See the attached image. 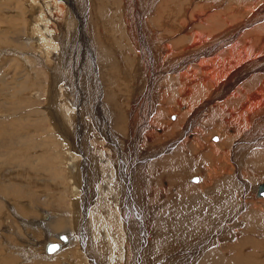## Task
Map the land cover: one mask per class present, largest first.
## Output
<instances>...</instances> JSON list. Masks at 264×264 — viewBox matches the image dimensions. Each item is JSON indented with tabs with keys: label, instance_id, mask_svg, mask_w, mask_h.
<instances>
[{
	"label": "bare ground",
	"instance_id": "bare-ground-1",
	"mask_svg": "<svg viewBox=\"0 0 264 264\" xmlns=\"http://www.w3.org/2000/svg\"><path fill=\"white\" fill-rule=\"evenodd\" d=\"M106 1L107 10L102 12L104 14H99L102 1L93 5V0H24L27 13L24 11V13L22 12L24 15L20 14L22 19H16L15 22L11 21V16L10 19L7 18L8 31L12 27L14 31L19 30L18 27L22 26L23 33L20 32L19 34L22 35L17 36V32L14 33L12 30L14 35H10L12 37L10 40H17L18 44L14 45L13 42L11 45V41L5 42L4 39V42L0 41V57L6 59L8 55H12L10 58L15 59V62L27 65V68L25 67L27 72L31 68V76L35 79H30V83H24L21 87L23 90H33L35 93L36 89H41V83H45L47 95L44 111L51 118L49 121L53 126L52 134L57 137L59 144L57 146L62 152L60 157L65 174L63 176L67 178L68 182L66 186L63 185L65 187L61 190L64 198L59 197L42 204V207L50 209L51 213L55 214L45 228L47 230L45 233L49 232L51 236L43 240L46 257L38 256V253L34 251L39 247L31 246L38 243L37 238L32 236V239L29 238V241H25L28 243L29 250L27 248L25 251H21L24 252L22 260L35 261L38 257L42 261L54 260L53 257L56 255V258L59 255L63 264H150L151 260L147 257L143 259V256L149 253L152 260L153 258L157 259L155 264H264V241L262 240L264 238V210L261 211V208L264 209V196L256 195L259 187L264 183V55L258 56L261 55L260 53H264V46L258 45L254 49L246 48L259 36L257 33L262 30V24L260 23L261 27L248 29L250 31L244 30L243 33L241 31L242 34L240 33L241 35L238 36V41L233 42L236 38L231 37L237 34L238 29H234L235 27H230L228 30L226 27L222 28L225 24L226 26L229 24L226 23L229 17L225 14V22L222 19L219 20L223 11L218 12L220 9H217L215 5L218 0H207L213 4L215 2L217 12L213 10L208 14L203 13L207 14L203 17L200 15L202 13L196 11L202 17L200 20L194 11H192L194 12L191 14L192 17L189 14V17L185 16L186 14L184 18L180 16L184 21L180 29L177 28L180 33L181 31L184 33L180 37L176 28H172L174 21L179 18L173 19L171 16L172 20L170 13L166 11L165 13L169 14H162L158 10L160 8H154V11L148 13L154 0H143L144 2L138 0ZM190 1L192 2V0ZM222 1L220 0V2ZM248 1H235L234 4L229 5V7L234 5L231 12L235 10L241 12V15H236L237 18L231 15L229 22L233 20L236 22L242 19L244 14L245 16L250 14L252 8L246 4ZM249 2L253 7L254 0ZM166 5V9L170 11L168 3ZM166 5L163 4L162 7ZM261 6H264V2ZM109 7L112 8L109 9ZM23 8L25 7L23 6ZM192 10L194 9L192 8ZM146 13L145 21H142L143 14L145 16ZM174 13L172 12V14ZM24 16L26 17L25 21ZM248 17L250 18V16H246V18ZM260 17L261 15H258L256 18ZM181 18L180 20H182ZM193 18L198 21L194 22ZM248 19L240 23L243 21L241 20L239 27L249 25L251 21ZM18 22H21V25ZM143 25L148 28L149 33ZM262 31L264 34V28ZM110 32L113 39L107 37L106 33ZM261 34L260 37L263 35ZM243 36L244 42L240 43ZM5 39H8V35ZM122 41L123 43H120ZM153 42H156L154 47L152 46ZM227 42L231 44H227ZM112 52L117 54L115 57L119 61L121 60L118 67L120 66L121 70L126 69V72L129 70L130 74L127 77L123 75L119 79V81L121 78L124 81L128 80L130 86H127L126 90L128 87L132 89L131 92L126 91L127 104L124 106L121 104L122 107L119 106L121 102L117 100V94H113L117 89H121L120 84L118 85V77L122 75V72L118 76L117 68V72L114 71V74L112 71H106L107 66L104 65L105 62L107 63L106 59L114 56ZM206 56H208V61L204 60ZM253 56L258 57L253 58ZM42 58H47L49 65H42ZM245 58L247 61L252 60L244 64ZM115 61L112 63L113 65L118 62ZM208 63L212 67L215 66L216 70L211 69ZM32 65L42 70L34 69L33 73ZM207 67L209 68L207 69ZM96 68L101 73L100 81L103 84H114L108 88V91L101 92L104 94L102 97L104 103L99 100L101 97ZM106 72L113 73V75L106 76ZM65 75L68 76L70 96L65 97V100L63 99L65 102L57 108L58 111H55L53 104L59 102L56 100L57 98L55 99L56 94H59V98L66 95L60 92L61 88L56 90L58 82L60 83ZM4 77V75L0 76V80ZM8 83L7 80L3 83L4 88H9ZM29 85L31 86L29 87ZM4 88L3 90H5ZM9 89L12 90V88ZM14 92H17L16 96L19 94L16 90H13L12 93ZM0 93L2 94V92ZM12 93L8 95L13 97ZM157 95L160 106L162 105L164 108L159 106L156 113L150 115L156 104L154 98ZM35 99L37 100V98ZM16 100L18 98H15L14 102ZM256 100L257 102H255ZM3 104L5 103L3 102ZM12 104L15 103L10 105ZM72 105L76 106V112ZM2 106H0V110L3 113H8V119L3 116L4 119H2L5 122L0 125L9 124L12 117L16 115L10 114L8 111H12L13 108L10 107L7 110ZM170 112L179 115L176 120L175 116L170 117L173 122L162 127V116H169ZM204 112L209 113V118H206L205 115L201 120ZM54 115L57 117L54 118ZM149 115L152 116L150 119ZM21 120L24 119L21 118ZM148 120L150 124L154 125L153 130L148 129L147 131ZM28 124L30 125V123ZM8 126L11 130L9 133L12 132L8 139H10L9 141L17 139V144L13 140L16 146L19 141L25 145L23 142L31 138V135L24 134L20 130L24 125L18 130V125L10 123ZM35 126L37 123L30 127L36 133L39 126L36 129ZM160 128L163 130L161 131ZM45 129L47 130V128ZM189 131L194 132L195 136L191 137L192 133ZM206 131H209V139L213 135H219V137L212 138L218 142L214 143L210 139L211 143L208 139V143L205 144L203 135L207 134ZM7 132L5 129L0 130V147H3L4 140L5 142L8 140L5 137L7 138L9 133L4 136ZM35 133L32 132V134ZM43 133L45 132L43 131ZM88 140L90 144H88ZM9 141L6 143L8 144ZM14 144L12 149L15 147ZM207 144L210 145L209 148L207 147V153L204 157L202 155L198 157L202 153L201 150L206 149ZM18 149L15 153L13 152V155L20 154L21 150L18 151ZM237 159L239 160L236 161ZM201 160L204 163L207 161L216 162V170L219 172L216 173L213 170L210 172L206 168L209 182H212L215 176L220 175V172L224 173L225 176L221 182L224 186L225 184L231 186L233 191H230L232 188L228 190L216 188L215 185L208 186L207 180L206 183L203 182L204 170ZM225 164L227 165L224 166ZM196 166L201 168V172L199 170V173L196 172ZM209 166L211 165L209 164ZM248 171L256 177V173H262L259 175L262 180L260 183L258 181L254 189L250 187V183L256 182V177L253 176L247 179L248 181L244 179ZM182 172L187 174H182ZM194 172L203 175L200 182L207 184V187L203 185L204 189H201V192L196 190L198 189L196 186L200 189L202 185L199 182L200 185L196 184L198 177L192 176L195 174ZM161 177L163 179L165 177L169 182L163 181L167 186L165 192L172 187L174 191L166 194L165 199L159 200V202L162 203L161 205L165 203L166 206L171 204L177 211L176 213H180L183 218H181L182 236L180 233V237H171V235L170 237H165L166 235L159 237L163 231H166L159 226L163 225L165 228L164 221H161L163 220L161 214L155 218L156 222H152L154 225L156 224L155 227L159 228L156 231L158 237L152 235V238L157 241L152 242V246L146 247V241L150 237L144 228L146 218L143 213L141 214L138 206L142 204L141 202L146 204V199L149 200L147 204L151 203L152 205L155 202V196L150 198L149 190L152 182L155 183L152 180L159 181ZM4 181H0V194L2 195L3 193L12 195V188L21 186L14 181ZM143 186L147 189L141 193ZM153 186L151 189L154 194L162 195L159 192L162 185L154 184ZM175 186L178 187L175 188ZM135 190L140 193V197ZM234 191L237 198L231 194ZM233 197L237 201L234 203L228 201V198L230 200ZM0 207L2 208V206ZM34 207L30 203L26 210L36 211L38 208L34 209ZM242 207L248 208L242 212L240 217L242 220H246L241 234L240 230L236 229L238 227L230 231L233 228H229L228 221L231 219L232 212H238ZM151 208L155 210L156 206ZM17 209L19 210V208ZM157 211L158 214L157 212L156 214L159 215L160 210ZM40 213L44 215L47 212L41 210ZM144 214L147 217L146 213ZM44 218L47 219L46 215ZM35 223L37 222L29 218L22 222L21 226L23 230L28 227V229H32V225ZM252 230H255L256 233L251 234ZM177 231L180 230L177 229ZM58 232L60 234L68 232L70 239L75 232L77 237H73V240L69 239L66 244L62 243L61 247L53 253H47L45 251L46 243L61 242L55 236L59 234ZM166 239L169 240L168 243H171L175 260H169L167 255L161 256L164 254L154 251L157 243L160 241L163 243ZM45 240L47 241L45 242ZM67 246L69 248L65 249ZM18 254L11 259H17L16 257L20 256ZM38 261L40 260H37V263ZM43 262L46 263V261Z\"/></svg>",
	"mask_w": 264,
	"mask_h": 264
},
{
	"label": "rangeland",
	"instance_id": "rangeland-1",
	"mask_svg": "<svg viewBox=\"0 0 264 264\" xmlns=\"http://www.w3.org/2000/svg\"><path fill=\"white\" fill-rule=\"evenodd\" d=\"M99 1H102V7H101V10H99L98 12H99V14H104V13H102L103 11H106L107 9H106V0H93V5L96 3V4H98L99 3ZM138 1H143V0H138ZM167 1H170V2H167ZM209 1V0H208ZM207 0H192V2L190 1V0H165V2H162V0H154V4H153V6H151L150 7V9H149V14H150V12L151 11H154V8H156V9H158V8H160V9H158L162 14L163 13H165L166 11H168L169 13H170V18H171V16H172V18L173 19H178V20H176V21H174V23H173V27L172 28H176V30H177V32L178 33H180L179 31H178V29H180V26H182L183 24H184V21H183V19L181 18L182 16H183V18H184V15L185 16H187V17H192V13H194L195 12V14L197 15V18L200 20V19H202V17L201 16H206L209 12H212L213 10H214V12H217V9L219 8L220 10H218V12H221V11H223L222 12V16L219 18V20H221L222 19V21H224L225 22V18H226V15H227V17H229L228 19L230 20V18H231V15H233L234 17H236L237 18V16H239V15H241V12H240V10L239 11H237V10H235V11H232L231 12V8H233V6L232 7H229V5L231 6L232 4H234L233 2H235V1H241V0H223L222 2H220V0H218V1H216V4H215V2H214V4L216 5V7H217V9H216V7H215V5L213 4V3H210V2H208ZM211 1V0H210ZM225 1H227V2H225ZM245 1V0H244ZM250 1V0H249ZM247 2L246 4L247 5H249L250 7L249 8H252V11L254 12H252V11H250V14L249 15H246V16H250V18L248 19V18H246V16H245V14L243 15V17H242V19H240V20H238V21H230L229 22V20L226 22V23H229V24H227V26H226V24H225V26H224V24H223V26L224 27H222V28H225L226 27V29L228 30V29H230V27H232V28H234V29H238L237 31V34H234V36L233 37H231V38H236V39H232L233 40V42L235 41V40H237V38H238V36H240L242 33H243V31L244 30H248V29H250V30H252V29H254V28H257V27H261V24H262V30H263V28H264V13H262V12H264L263 11V9H264V6H261L262 4H263V2H264V0L262 1V0H254V2H255V4L253 5V7H251V4H250V2ZM144 2V1H143ZM204 2H206V3H204ZM219 4H218V3ZM231 3V4H229V3ZM104 3H105V5H104ZM166 3H168V9H170V11L169 10H167L166 8H167V5H166ZM87 4H88V1H87ZM160 4H161V6H160ZM163 4H165L166 6H163L162 7V5ZM171 4V5H170ZM189 4V5H188ZM212 4H213V6H212ZM217 4H218V6H217ZM156 5H158V6H156ZM202 5V6H201ZM221 6V8H220V6ZM23 6L25 7V8H23ZM194 6H195V8H194ZM212 8H211V7ZM215 7V9H213ZM223 7V8H222ZM255 7H256V10H255ZM112 7H109V9H111ZM172 8V9H171ZM192 8L194 9V10H192ZM27 10V6H25L24 5V0H0V41H2V42H10L11 43V45H13V42H14V45L15 44H18V42H16V41H12V40H10V39H12V37L10 36L11 34H12V32L14 31V28L12 27L11 28V30H10V28H9V31H11L10 33H7V32H9L8 31V21H7V18L8 19H10V16H11V21H15L16 19H18V20H21L22 19V17H20L21 15H24V14H22V12L24 13V11H26ZM153 9V10H152ZM188 9V10H187ZM114 11H115V9H113ZM228 10H229V12H228ZM255 10V11H254ZM164 11V12H163ZM192 11H194V12H192ZM198 13H202V14H198ZM14 12V13H13ZM16 12V13H15ZM165 13V14H169V13ZM172 12L174 13V12H176V13H174V14H172ZM179 12V13H178ZM184 12H186V13H184ZM235 12V13H234ZM237 12V13H236ZM253 14H252V13ZM26 13H27V11H26ZM87 13H88V9H87ZM177 13H178V16L176 17V15H177ZM184 13V14H183ZM203 13H207V14H203ZM229 13H230V15H229ZM248 13H249V11H248ZM259 13V14H258ZM16 14V15H15ZM21 14V15H20ZM29 14V13H28ZM28 14H26L27 16H28ZM89 14V13H88ZM188 14H189V16H188ZM224 14V15H223ZM226 14V15H225ZM235 14V15H234ZM257 14V15H256ZM263 14V15H262ZM175 15V16H174ZM237 15V16H236ZM255 15V16H254ZM258 15H261V17L259 18V19H257L256 17L258 16ZM104 16H106V15H104ZM146 16H147V13L145 14V16H144V14H143V17H144V19H143V17H142V21H145V18H146ZM181 16V17H180ZM255 17V19H253V17ZM162 17H163V15H162ZM24 18V21H25V19H26V17L24 16L23 17ZM171 18V19H172ZM180 18L182 19V20H180ZM235 18V19H236ZM246 18V19H245ZM88 19V21H89V23L91 24L92 22L89 20L90 18L88 17L87 18ZM98 19H100V18H98ZM172 19V20H173ZM198 19H196V18H193V20H194V22H197L198 21ZM249 20V21H251L250 22V24L249 25H247V26H245L244 27V25L243 26H241V27H239L240 26V23H242V22H244V20ZM241 20H243V21H241ZM241 21V22H240ZM257 21V22H256ZM6 22V23H5ZM16 22V21H15ZM232 22V23H231ZM239 24H238V23ZM20 25H21V22H18ZM234 23H236L235 25H233ZM259 23V24H258ZM261 23V24H260ZM142 24H143V22H142ZM177 24V25H176ZM231 24H232V26H231ZM253 24H255V25H253ZM228 25H230V26H228ZM258 25V26H257ZM260 25V26H259ZM7 26V27H6ZM19 26V25H18ZM253 26V28H251ZM22 26H19L18 27V29L19 30H15L14 31V33L15 32H17L16 34H17V36L18 35H22V34H19L20 32H22L23 33V28H21ZM143 27H144V29L146 30V31H148V33H149V30H148V28L145 26V25H143ZM16 28H17V26H16ZM178 28V29H177ZM231 28V29H232ZM247 28V29H246ZM226 29H224V30H226ZM233 29V30H234ZM13 30V31H12ZM22 30V31H21ZM223 30V31H224ZM250 30H248V31H250ZM260 31L259 33H257V34H259V36L258 37H256V39H255V41L253 42V43H251V45L249 44L246 48H249V49H254V48H256L255 46H258V45H260V46H264V34H263V31ZM163 32H164V30H162ZM241 31H242V33H241ZM4 32V33H3ZM245 32V31H244ZM7 33V34H6ZM241 33V34H240ZM263 35H262V34ZM4 34V35H3ZM107 34V37H109V38H111V39H113L112 37H111V32L110 33H106ZM146 34H147V32H146ZM145 34V35H146ZM181 34V35H180ZM179 34V36L180 37H182V35L184 34L182 31H181V33ZM239 34V35H238ZM260 34L262 35L261 37H260ZM8 35V39H5V37ZM12 35H14V34H12ZM194 35V34H193ZM4 36V37H3ZM245 36V35H244ZM244 36L242 37V39H240V43H242V42H244ZM33 38V37H32ZM98 38H99V36H98ZM179 38V37H178ZM3 39H4V41H3ZM100 39V38H99ZM33 40V39H32ZM118 40V39H117ZM238 41V40H237ZM257 41V42H256ZM34 42H35V40H34ZM232 42V41H231ZM256 42V43H255ZM120 43H123V41L122 42H120ZM113 44H114V46H116L117 47V45L115 44V42H113ZM155 44H156V42H153L152 43V46L154 47L155 46ZM227 44H231L230 42H227ZM58 49H59V47H58ZM59 51V50H58ZM75 51V50H74ZM113 53V52H112ZM261 55H258V56H263L264 55V53H260ZM42 55H43V53H42ZM112 55H114V56H112ZM111 56L113 57H110V58H108V60L106 59V61H107V63L105 62L104 63V65H105V69H106V71H112V72H114V71H116V68H117V70H118V76L121 74V72H122V75H120L119 77H118V85L120 84V87H121V89H117L113 94L115 95V94H117V100L118 101H120L121 103H119V106H121L122 107V105L121 104H123V106L124 105H126L127 104V100L125 99L126 98V96H125V93H126V91H128V92H131V88L130 87H128V89L126 90V87L127 86H130V83L128 82V80H126V81H124L122 78H121V80L119 81V79H120V77L121 76H123L124 75V77H127L128 75H130L129 74V70L126 72V69H124V70H121L119 67H118V63H120V61H119V59H117L115 56L117 55H115V53H113ZM10 56H12V55H8V59L6 58H3L2 59V57H0V76H2V75H4L5 77L4 78H1V80H0V92H2V94L0 93V106L1 105H3L2 107H4V108H6L7 110L8 109H10V107H11V109H12V111L11 110H8L9 111V113L10 114H14V115H16V116H14V117H12L13 119H12V121L10 122V123H12V124H14V125H18L17 126V130L20 128V127H23V125H24V127L23 128H25V129H23V128H20V130L25 134H29V135H31L30 137V139L27 141H25V142H23V143H25V145L27 146H25L24 144L22 145L21 143H20V141H19V144L16 146V144L18 143L17 142V139L15 140V139H12V141H9L10 139H8L12 134V132L11 133H9L11 130H9V124H5V123H3L2 125H0V126H2L1 128H0V130L2 131V130H4L5 129V131H8L6 134H4V136L5 135H7L8 133V135H7V138L5 137V139L7 140V141H9L8 142V144L5 142V140H4V145H3V147H0V167L2 168H0V179L1 180H5L4 182H9V181H14L15 183L17 182V183H19V185H21L20 187L18 186H14L13 188H12V191H13V193H12V195L11 194H5V193H3V195L2 194H0V200H1V205L0 206H2V208L0 207V220H3V218H4V222L3 221H0L1 223H2V225H1V223H0V247L2 246H4L3 248L1 247V249H0V258H2L3 257V259H1L0 260V264H15L16 262V264H24L23 262H25L26 264H63L62 262H61V260H62V258L60 259V257H59V255H58V257H56L55 258V256L53 257L54 258V260L53 259H50V260H43V261H46V263L45 262H43L42 261V259H40L39 257L38 258H36L37 260H40V261H38V263H37V260H35V261H30V259H25V261H23L22 260V256H23V253L24 252H21L22 250L23 251H25L27 248V250H29V246H28V243L27 242H25V241H29V238L30 239H32L31 237L33 236V237H36L37 239H36V241L38 242V243H35V245L33 244V245H31V246H35L36 248L37 247H39L38 249H34V251H36L37 253H38V256H40V255H43V256H45L46 254L44 253V245H43V240L44 239H48L49 237H51L50 236V233L49 232H47V233H45V231H47V230H45V228H46V224H49L50 222H51V220H52V218H54V212L53 213H51V210L50 209H48V208H44V207H42V204L43 203H46L48 200H53V199H58L59 197L61 198H64L63 196H62V194H61V190L63 189V187H65L66 186V184H68V182H67V178H65L64 176H65V174H64V172H63V164H62V160H61V157H60V154H62V152H61V149H59L60 147H58L57 146V144H58V142H57V137L55 136V135H53L52 134V128H53V126H52V124H51V122L49 121V120H51V118L49 117V115L44 111V106H45V104H46V100H45V97H46V95H47V91H45L46 90V88H45V83L44 82H42L41 83V89L40 90H42V91H40V90H37L36 89V91H35V93H33V90L32 91H25V90H23V88H21L22 87V85H24V83H30V79L31 80H33V79H35L34 77L32 78V76H31V74L32 73H30V69L28 70V72L25 70V67L27 68V65L26 66H24L23 64H19V62H15V59H13V58H10ZM258 56H255V57H258ZM254 56H253V58H255ZM111 58H112V60H111ZM115 58V59H114ZM247 58H252V57H247ZM247 58H245V60H244V64L245 63H247V62H250V60H252V59H249L248 61H247ZM47 58H42V65L44 64V65H49V60L47 59ZM115 60H117L118 62H117V66L116 65H113L112 63H114V62H116ZM204 60H206V61H208V56H206L205 58H204ZM45 61H47V62H45ZM97 62V61H96ZM95 62V63H96ZM194 62V61H193ZM97 64V63H96ZM243 64V65H244ZM108 65H110V66H108ZM97 66H99V64H97ZM113 66H116V67H113ZM208 66L209 67H211V69H213L215 66H213L212 67V65L210 64V63H208ZM113 67V68H112ZM209 67H207V69L209 68ZM32 69H33V73H34V69L36 70L37 69V71L38 70H42V69H38V67H36L35 68V66L34 65H32ZM214 71L216 70L215 68L213 69ZM120 71V72H119ZM3 72V73H2ZM110 72H106L107 73V75L106 76H109V75H113V73H110ZM117 72V71H116ZM123 72H124V74H123ZM110 73V74H109ZM127 73V74H126ZM100 72H99V70L97 71V68H96V77L97 78H99L98 79V85H99V90H100V97L101 98H99V100L100 101H103V93L105 92V91H108V88L109 87H111L112 85H114V84H109V85H107L106 83L105 84H103L101 81H100ZM114 74H115V72H114ZM37 76V75H36ZM15 77V78H14ZM30 77V78H29ZM68 76L67 75H65V77H64V79L59 83L58 82V86L56 87L57 89V91L59 90V88H61V90H60V92L61 93H65L66 95H63L62 97L60 96V98H59V94H56V96H55V99L57 100V101H59L60 102V104H59V102H57L56 104L54 103L53 104V108L55 109V111L57 110V108L59 107V106H61L62 104L61 103H64L65 101V97H67V96H70V93L69 92H71L70 91V87H69V83H67L68 82V78H67ZM67 78V79H66ZM106 78V77H105ZM108 78V77H107ZM5 79V80H4ZM6 80H7V82H9L8 83V87L9 88H12V90L11 89H9V88H4V82H6ZM16 80V81H15ZM29 81V82H28ZM123 81V82H122ZM2 82V83H1ZM17 84V85H16ZM31 85H29V87H30ZM1 87H2V89H1ZM3 88L6 90H3ZM130 88V89H129ZM9 89V90H8ZM104 89V90H103ZM8 90V91H7ZM13 90H16V91H18L19 92V94L16 96V94H17V92H14V93H12L13 92ZM10 91V92H9ZM20 91H22L23 93H21ZM38 91V92H37ZM55 91V90H54ZM69 91V92H68ZM104 91V92H103ZM12 93L14 96V98L12 97V96H10V95H8L9 93ZM101 92H103V93H101ZM16 93V94H15ZM29 93V94H28ZM55 94V93H54ZM53 94V95H54ZM161 94V93H160ZM2 96H4L3 97V99H2ZM6 96V97H5ZM16 96V97H15ZM10 98H11V100H10ZM15 98H18V100H16L15 102H14V99ZM35 98H37V100L35 99ZM119 98H120V100H119ZM158 95L154 98V103H156L155 104V106H154V109L153 110H155V111H153L152 110V112H151V114L150 115H154V113H156V110L158 109V107L160 106V104H159V101H158ZM5 99H6V101H5ZM21 99V100H20ZM35 99V100H34ZM64 99V100H63ZM3 100V101H2ZM157 100V101H156ZM258 100V99H257ZM257 100L255 101V102H257ZM8 101V102H7ZM30 101H33V102H31L30 103ZM3 102L5 103V104H3ZM15 103V104H12V105H14L13 107H12V105H10L11 103ZM39 102V103H38ZM44 102V103H43ZM53 102H54V100H53ZM17 103V104H16ZM18 103H20V104H18ZM28 104V105H26V104ZM30 103V104H29ZM103 103H104V101H103ZM5 105V106H4ZM21 107H20V106ZM30 105V106H29ZM34 105V106H36V107H32V106ZM68 105H69V103H68ZM8 106V107H7ZM16 106V107H15ZM19 106V107H18ZM103 106V105H102ZM105 106V105H104ZM103 106V107H104ZM17 108L16 110H14L15 108ZM72 107H73V109H74V111L76 112V110H77V108H76V106H74V105H72ZM161 108H164V106H160ZM21 109V110H20ZM34 109V110H33ZM105 110H106V108H104ZM32 110V111H31ZM162 110V109H161ZM169 110V109H168ZM19 111V112H18ZM23 111V112H22ZM26 113H25V112ZM58 111V110H57ZM107 111V110H106ZM14 112V113H13ZM33 112V113H32ZM42 112V113H41ZM2 113V114H1ZM47 115H46V114ZM205 113V112H204ZM27 114V115H26ZM29 114V115H28ZM40 114V115H39ZM65 114V113H64ZM164 114H169V113H164ZM163 114V115H164ZM171 114V115H170ZM170 114H169V116H167V115H164V116H162V121H163V126L162 127H166L168 124H170V122L172 121L173 122V120L170 118V117H172V116H175V120L177 119V117H178V115L179 114H176L175 112H170ZM209 113H205V114H203L202 115V117H201V120H202V118H204L205 117V115H206V118L208 117L209 118V115H208ZM0 123H2V122H5V121H3V119H4V117H8V113L6 112V113H3L1 110H0ZM149 115V119H150V117H152V116H150ZM4 116V117H3ZM22 116V117H21ZM41 116V117H40ZM109 116V115H108ZM204 116V117H203ZM19 117H21L22 119H24V120H21V118H19ZM35 117V118H34ZM39 117V118H38ZM50 119H49V118ZM57 116L56 115H54V118H56ZM3 118V119H2ZM15 118H16V120H15ZM26 118V119H25ZM37 118V119H36ZM65 117H63V119H64ZM8 119V118H7ZM20 119V120H19ZM31 120V121H30ZM42 121V122H39V121ZM47 120V121H46ZM65 121H66V119H64ZM167 120V121H166ZM17 121V122H16ZM30 123V125L28 124V123ZM32 122H34V123H37V126H41V125H43V126H41L39 129L37 128V126H35V129H36V133L32 130L33 128L32 127H30L31 125H34V123L33 124H31ZM168 122V123H167ZM25 123V124H24ZM38 123H39V125H38ZM42 123V124H41ZM47 123V124H46ZM28 124V125H27ZM45 124V125H44ZM20 125V126H19ZM151 125V126H150ZM7 126V127H6ZM30 128H29V127ZM45 126V127H44ZM50 126H51V128H50ZM150 126V127H149ZM153 126L154 125H152V124H150L149 123V120H148V124H147V127H146V129H147V131H148V129H150V130H153ZM3 127H5V128H3ZM29 128V129H28ZM45 128H47V130L45 129ZM50 128V129H49ZM42 129V130H41ZM146 129H145V132H146ZM154 129L156 130V128L154 127ZM161 129V128H160ZM31 131V133H30V131ZM163 129H161V131H162ZM37 131H38V133H37ZM43 131L45 132V133H43ZM192 131V130H191ZM191 131H189L190 133H192L191 134V137H194L195 136V134H194V132H191ZM32 132L33 133H35V134H32ZM145 132H143V133H145ZM156 132H158V131H156ZM207 132V134H204L203 136H204V143L206 144V143H208V136H209V131H206ZM234 132V131H233ZM42 133V134H41ZM49 133V134H48ZM143 133H142V135H143ZM40 134V135H39ZM34 135V136H33ZM38 135V136H37ZM44 135V136H43ZM193 135V136H192ZM54 138H53V137ZM205 136H206V138H205ZM219 137V135H213L212 137H210V139H212L213 137ZM45 137V138H44ZM35 138V139H34ZM39 138V139H38ZM56 138V139H55ZM47 139H49V140H47ZM50 139H52L51 140V142H50ZM53 139H54V141H53ZM209 139V141L212 143V141ZM13 140H15L14 142L16 143V144H14V142H13ZM32 140V141H31ZM34 140V141H33ZM36 140V141H35ZM213 140V139H212ZM28 142V143H27ZM36 142V143H35ZM38 142V143H37ZM88 142V144H90V141L88 140L87 141ZM209 142V143H210ZM213 142L214 143H216V142H218V141H214L213 140ZM6 143V144H5ZM11 143H13L14 144V148L12 149V147H13V144L12 145H10ZM210 143V144H211ZM0 144H1V142H0ZM6 145V146H5ZM7 145H9L8 146V148H6L7 147ZM59 145V144H58ZM28 146H30V147H28ZM16 147H17V149L20 147V149H18V151H20V154L18 155L17 153H16V155L17 156H15V155H13L14 153H15V151L17 150L16 149ZM210 147V145L209 144H207L206 145V149H204V150H201V152L202 153H204V154H202V153H200L199 155H198V157L200 156V155H202V157H204V155L207 153V149ZM4 148V149H3ZM11 150H10V149ZM22 148H23V150H22ZM25 149V150H24ZM38 149V150H37ZM47 149V150H46ZM9 150V151H8ZM49 150V151H48ZM4 151H6V152H4ZM12 151V152H11ZM14 152V153H13ZM27 152V153H26ZM22 153V154H21ZM161 153V152H160ZM10 154V155H9ZM24 154V155H23ZM5 155V156H4ZM10 156V157H9ZM13 156V157H12ZM19 156V157H18ZM25 157H26V160H24L25 159ZM2 158V159H1ZM7 158V159H6ZM24 158V159H23ZM35 158V159H34ZM16 159V160H15ZM20 160H21V162H20ZM239 159H237L236 161H238ZM25 161V162H24ZM2 162H4V163H2ZM5 162H6V165H5ZM201 162V164H202V160L200 161ZM214 162V163H213ZM207 163H209L211 166H209V164H207ZM216 164V162L215 161H212V162H210V161H207L206 163H204L203 162V164L201 165V166H203V174H204V181L203 182H205L206 180V182H207V184H208V186H213V185H215V187L216 188H221V189H223V188H225V189H231L232 187L231 186H229L228 184H225V186L222 184V182L221 181H223L222 180V178L225 176V174L224 173H222L221 174V172H220V175H218V176H215L214 178H213V180H212V182H209V179H208V177H207V175H206V168H208L209 170H210V172H213V171H215L216 173L217 172H219L218 170H216L217 168H216V166L217 165H215ZM205 165H207V166H205ZM227 164H225L224 166H226ZM17 166H18V168H17ZM215 166V167H214ZM223 166V167H224ZM5 167V168H4ZM213 167V169H211ZM195 168V167H194ZM197 168V169H196ZM196 168H195V170H196V172L197 173H199L198 172V170L200 171V167L199 166H196ZM10 171H9V170ZM14 169V170H13ZM19 169V170H18ZM207 169V170H208ZM215 169V170H214ZM3 170V171H2ZM5 170V171H4ZM21 170V171H20ZM29 170V171H28ZM211 170H213V171H211ZM5 172V173H4ZM12 172V173H11ZM17 172V173H16ZM21 172V173H20ZM196 172H194L195 174H196ZM201 172V171H200ZM214 172V173H215ZM15 173V174H14ZM56 173V174H55ZM63 173V174H62ZM187 174L186 172H182V174ZM232 173V172H231ZM10 174V175H9ZM192 175L193 177H198V181L196 182V184H201L202 186H200V187H202V188H200L199 189V187L198 186H196V188H198V189H196L197 191H200L201 189L203 190L204 189V187H207V184H203V182L201 183L200 181L202 180V178H203V175H198V174H196V175ZM5 175V176H4ZM8 175V176H7ZM58 175V176H57ZM64 175V176H63ZM223 175V176H222ZM256 175H257V177L254 175V174H252V173H249V171L247 172V174L244 176L245 178V181L247 180V179H249V178H252L253 176H255L256 178V182L254 181L253 183H250V187H253V189H254V186L255 185H257L258 184V181H259V183L261 182V180H262V177L260 178L259 177V175H262V173H256ZM4 176V177H3ZM60 176V177H59ZM19 177V178H18ZM25 178V179H24ZM162 178V177H161ZM160 178V180H161V183H159L160 182V180L159 181H155V180H152V181H154L155 183L154 184H156V185H159V184H161L162 186L160 187V189H161V191H159V192H161L162 193V195H159V194H154V192H153V189H151V188H153L154 186V184H153V182H152V184H151V187H150V192H149V195H151L150 196V198H152V197H154L155 196V202H153L154 203V205H153V203H152V205H151V203L150 204H147L148 202H149V200H147L146 199V204H143V202H141L142 204L141 205H139L138 206V208H139V211L141 212V214L143 213V216L146 218V222H145V224H144V228L147 230V232L149 233V240L148 241H146V247L149 245V247L150 246H152L151 245V243L153 242L154 243V241H157V239H153L152 237L154 236V237H158V235H157V233H156V231L159 229L158 227H155V225L152 223V222H156L157 220L155 219L157 216L159 217L161 214H162V216H161V218L163 219V220H161V221H164V223L166 224L167 223V225H165L164 224V226H165V228L163 227V225H159L160 226V228H162L163 230H166V231H163V234L161 235V236H159V237H164V235H166L165 237H170V235H171V237H180V233H181V236H182V228H183V225L181 224V222H182V217L180 216V213H176L177 211L172 207V205L171 204H168L167 206H166V204L164 203L163 205H161L162 203L161 202H159V200H164L165 199V197H166V194H170V192L171 191H174V188L172 187V188H168L169 189V191H167L166 190V192H165V188L167 189V186L163 183V181H166V182H168V180L164 177V179L162 178L161 179ZM220 178V179H219ZM12 179V180H11ZM259 179V180H258ZM0 180V181H1ZM17 180V181H16ZM19 180V181H18ZM66 180V181H65ZM248 181V180H247ZM25 182V183H24ZM158 182V183H157ZM199 182V183H198ZM205 182V183H206ZM209 182V183H208ZM214 182V183H213ZM169 183V182H168ZM192 183V182H191ZM195 183V182H194ZM22 184H24V185H22ZM195 184V185H196ZM199 184V185H200ZM63 185H65V186H63ZM203 185H204V187H203ZM228 185V186H227ZM22 186H24V187H22ZM183 186V185H182ZM181 186V187H182ZM176 187H178V186H175V188ZM228 187V188H227ZM249 187V186H248ZM163 188H164V190H163ZM29 191H28V190ZM142 189V191H141V193H143V192H145L146 191V187H142L141 188ZM140 189V190H141ZM15 190V191H14ZM53 190V191H52ZM201 190V191H202ZM22 191V192H21ZM136 192H138L137 190H135ZM163 191V192H162ZM200 191V192H201ZM230 191H233V188L230 190ZM14 193H16V195H14ZM165 193V194H164ZM173 193V192H172ZM231 194H234V196L236 197V192L234 191V192H232ZM1 195H2V197H1ZM9 195V196H8ZM140 195V193L138 192V197H140L139 196ZM230 195V194H229ZM16 196V197H15ZM51 196V197H50ZM160 196V197H159ZM35 197V198H34ZM157 197V198H156ZM235 197H233V199L231 198L230 200H229V198H228V201H230V202H232V203H234L235 201H237V197L235 198ZM25 198V199H24ZM8 199V200H7ZM23 199V200H22ZM236 199V200H235ZM18 200V201H17ZM29 202V201H31V202H27V201ZM232 200H234V201H232ZM163 202V201H162ZM11 203V204H10ZM20 203H22V204H20ZM32 204L33 205V207H34V209H37L36 211H32V212H29V210L27 209L26 210V208H27V205L28 204ZM156 203H158V204H156ZM173 203V202H172ZM14 204V205H13ZM26 204V206H24ZM12 205V206H11ZM39 205H41V206H39ZM160 207H159V206ZM5 208H4V207ZM15 206V207H14ZM154 207V206H156V209L155 210H153L151 207ZM165 206V207H164ZM170 207V209H168ZM249 207V206H248ZM248 207H242V209L239 211L238 210V212H232V215L230 216V218L231 219H229L230 221H232V222H230V221H228V226H229V228L231 229V228H233L232 230H230V231H233V230H235V228L236 227H238V228H236V229H238V230H240V233L242 234V229L245 227V222H246V220H242L240 217H241V215L243 214L242 212L243 211H246V209L248 208ZM264 207V206H263ZM7 208H8V210H7ZM13 208H15V209H13ZM17 208H19V210L17 209ZM151 208V209H150ZM238 208V207H237ZM42 210V212H47L46 214H44V215H46V217H47V219H45L44 218V215L43 214H41L40 212H41V210ZM5 210V211H4ZM18 212H17V211ZM144 210V211H143ZM153 211L152 213H150L149 211ZM157 210H160V214L159 215H157L158 214V211ZM168 210V211H167ZM237 210V209H236ZM263 208H261V211L263 212ZM39 211V212H38ZM181 211V210H180ZM2 212V213H1ZM19 212H20V214H19ZM35 212V213H34ZM156 212H157V214H156ZM170 214H169V213ZM7 213V214H6ZM144 213H146V215H147V217L145 216V214ZM150 213V214H149ZM235 213V214H234ZM264 213V212H263ZM48 214V215H47ZM170 216H169V215ZM177 214V215H176ZM8 215V216H7ZM18 215V216H17ZM24 215V216H23ZM50 215V216H49ZM148 215H149V217H148ZM153 217H152V216ZM236 217H235V216ZM11 216V217H10ZM17 216V217H16ZM42 216V217H41ZM233 216V217H232ZM24 217V218H23ZM152 217V219H150ZM29 218L30 219H32L34 222H37V223H35V224H33L32 226V229L30 228V229H28V228H26V229H22L23 227L21 226V223L22 222H24L25 220H29ZM182 218V219H181ZM239 218V219H238ZM239 221V223H238V221ZM165 221H167V222H165ZM237 221V222H236ZM241 221V222H240ZM13 222V223H12ZM177 222V223H176ZM4 223V224H3ZM19 223H20V225H19ZM39 223V224H38ZM231 223V224H230ZM233 223V224H232ZM238 223V224H237ZM240 225V226H237V225ZM242 224H244L243 226H242ZM19 225V226H18ZM36 225V226H35ZM39 225V226H38ZM235 225V226H234ZM179 226H180V228H179ZM41 229H40V228ZM152 227V228H151ZM255 227V226H254ZM151 229V230H150ZM173 229V230H172ZM176 229V230H175ZM177 229L178 230H180V231H177ZM18 230V231H17ZM28 230H30V231H28ZM36 230V231H35ZM26 231V232H25ZM177 231V232H176ZM25 232V233H24ZM165 232V233H164ZM29 233V234H28ZM59 233V232H58ZM168 233V234H167ZM254 233H256L255 232V230H252L251 231V234H254ZM56 234V233H55ZM151 234V235H150ZM179 234V235H178ZM44 235H45V237H44ZM153 235V236H152ZM56 237H57V234L55 235ZM72 236L73 237H77L76 236V233L75 232H73V234H72ZM26 237V238H25ZM73 237L70 239V240H73ZM257 237H259V236H257ZM28 239V240H27ZM262 239V238H261ZM23 240H24V242H23ZM263 241H264V238L262 239ZM47 240H45V242H46ZM20 242V243H19ZM27 243L26 245L25 244H23V243ZM40 242V243H39ZM159 242V241H158ZM169 242V240L168 239H166L165 241H163V243H162V241H160L159 243H157V245H156V247L154 248V251H159V252H161V254H164V255H161V256H165V255H167V259H169V260H175V255H174V251H173V249H172V247H171V243H168ZM42 243V244H41ZM61 243V242H60ZM20 244V245H19ZM41 244V245H40ZM162 244V245H161ZM169 244V245H168ZM158 246V247H157ZM161 246V247H160ZM165 247V248H164ZM17 248V249H16ZM22 248H25V249H22ZM69 247L67 246L65 249H68ZM40 249V250H39ZM64 249V250H65ZM2 250V251H1ZM17 250V251H16ZM12 251V252H11ZM19 251V252H18ZM63 251V250H62ZM19 253V254H18ZM20 253H22V254H20ZM20 255L19 257L17 256L16 258L17 259H11V257H14V256H16V255ZM169 254V255H168ZM11 255H13V256H11ZM49 256H51V255H49ZM10 259H9V258ZM46 257V256H45ZM144 257L146 258L147 257V259H149V260H151V262H150V264H155L156 263V261H157V259H155V258H153V260H152V258H151V256L149 255V253H147L146 255H144L143 256V259H144ZM5 258V259H4ZM19 258V259H18ZM56 259V260H55ZM59 259V260H58ZM58 260V261H57ZM2 261V262H1ZM154 263H153V262ZM48 262V263H47ZM55 262H57V263H55ZM149 262V261H148ZM107 263V262H106ZM146 264V263H145ZM175 264H177V263H175Z\"/></svg>",
	"mask_w": 264,
	"mask_h": 264
},
{
	"label": "water",
	"instance_id": "water-1",
	"mask_svg": "<svg viewBox=\"0 0 264 264\" xmlns=\"http://www.w3.org/2000/svg\"><path fill=\"white\" fill-rule=\"evenodd\" d=\"M257 196H264V183L261 184V186L259 187L258 192L256 193ZM57 238L61 241V243H57V242H48L45 245V251L47 253H53L54 251L58 250L62 243L66 244L69 239H70V235L68 232L62 233V234H57ZM52 246H55V250H50L52 248Z\"/></svg>",
	"mask_w": 264,
	"mask_h": 264
},
{
	"label": "snow or ice",
	"instance_id": "snow-or-ice-1",
	"mask_svg": "<svg viewBox=\"0 0 264 264\" xmlns=\"http://www.w3.org/2000/svg\"><path fill=\"white\" fill-rule=\"evenodd\" d=\"M50 250H55V246H52V248Z\"/></svg>",
	"mask_w": 264,
	"mask_h": 264
}]
</instances>
